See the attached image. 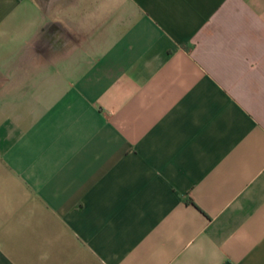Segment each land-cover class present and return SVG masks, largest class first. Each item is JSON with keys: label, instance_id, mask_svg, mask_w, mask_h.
<instances>
[{"label": "crops", "instance_id": "obj_1", "mask_svg": "<svg viewBox=\"0 0 264 264\" xmlns=\"http://www.w3.org/2000/svg\"><path fill=\"white\" fill-rule=\"evenodd\" d=\"M0 264H264V0H0Z\"/></svg>", "mask_w": 264, "mask_h": 264}]
</instances>
